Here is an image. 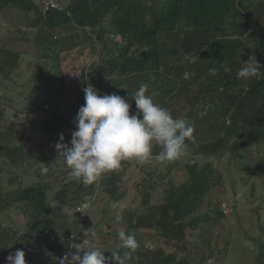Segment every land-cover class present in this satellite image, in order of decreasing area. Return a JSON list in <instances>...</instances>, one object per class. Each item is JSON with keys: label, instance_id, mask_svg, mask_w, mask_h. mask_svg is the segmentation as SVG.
I'll use <instances>...</instances> for the list:
<instances>
[{"label": "trees", "instance_id": "obj_1", "mask_svg": "<svg viewBox=\"0 0 264 264\" xmlns=\"http://www.w3.org/2000/svg\"><path fill=\"white\" fill-rule=\"evenodd\" d=\"M9 5L18 6L26 13L30 25L24 26L37 30L38 45L40 43L56 56H59L57 49L64 43L52 32L53 29L61 24L79 25L84 27L85 33V26L91 25V32L85 33L86 38L104 64L95 74L84 73L83 85L90 82L97 85L102 94L116 93L125 97L132 104L133 113L135 102L129 93H134L141 83L147 82L149 94L156 102L160 96L164 97L167 74H175V67L163 72L160 69L163 54L158 42L171 33L182 34V49L188 48L186 51L195 57L188 61L190 67H194L187 71H193L190 80L182 77L185 71L179 72L181 76L177 84H181L183 89L204 78L211 86L221 79L222 86L230 87L232 83L227 81V69L234 61L250 59L249 54L241 52L247 49L248 41L257 42L251 53L258 57L257 63L261 67L257 77L249 78L236 90L224 91L221 99L224 103L228 102L226 106L223 102H214V111L206 116L197 117L190 110L183 117L193 122L194 126V119L208 121L210 128L207 132H213L212 137L209 134L200 138L195 126V138L188 142L189 154L186 157L166 162L168 172L165 175L159 173L156 176L152 171L134 185L130 184L133 176L129 175L132 161L124 162L119 171L103 175L92 185H82L55 148L62 127L68 123L66 116L60 112L62 103H55L51 96L31 97L24 111L35 113L33 119L38 132L35 139L21 141L13 127L0 129V178L8 173L10 185L9 189L0 187V217L7 211L13 212L12 208L16 207L24 218L21 229H25L21 233L17 231L14 217L9 222L0 219V262H4L5 249L12 244L7 253L23 249L27 262L59 264L63 256L59 238L75 232L77 243H82L86 238L85 232L94 230L90 226L89 212L95 208L98 195H109L108 208L110 203L119 205L125 201L131 186H134L137 195L132 199L131 206L122 207L123 219L119 223H123V231L135 235L138 247L125 264H206L215 251L225 250L230 241L221 242L222 235L215 236L212 232L213 227L223 225L228 217L222 198L226 193L225 177L214 161L207 157L219 160L229 156L235 163H240L241 170L257 164L250 153L246 129L260 124L264 132V58L259 56L264 55V22L257 20L256 16L263 13L262 7L258 9L253 0H72L65 9L44 11L38 0H0V13ZM136 6H139L137 18L125 15ZM31 12L33 17L29 15ZM110 14L109 27L104 28V17ZM230 17L241 18L236 21L229 20ZM96 25L97 28L94 27ZM21 27H17L19 32L25 33ZM107 33L121 36V42L127 43V50L114 54L111 41L106 38ZM151 43L154 45L147 48ZM66 44V49L76 46L71 41ZM162 44L165 45L164 41ZM258 45L263 52H257ZM132 48L135 49L130 53ZM1 49L5 50V54L0 57V73L6 74L8 65L12 69L19 66L20 56L0 42V55ZM13 59L18 62H13ZM213 68L216 69L215 75L210 72ZM154 71L156 76L151 77ZM41 73H33L31 81L46 83L48 78L42 77ZM0 80L2 83L6 81ZM204 84L202 91L209 89ZM152 90H158L160 95L156 96ZM84 95L83 90L77 95L75 117L84 104ZM6 98L0 91V119L6 112ZM162 100L161 105L164 98ZM64 136V142L70 145L71 135ZM160 150L154 147L153 157H158ZM197 156L205 160L200 162ZM45 168L48 169L46 173L42 171ZM172 170L181 175L179 183L169 176ZM258 171L257 165L253 172L250 170L251 175ZM30 172L35 179L26 182L25 176ZM158 186L162 187V196L160 201L155 202L154 191ZM84 202H90L89 208L77 211L76 207ZM94 231L96 236L89 235L88 238L89 243L94 245L118 240V231L106 236ZM192 231L199 232L200 248H194L198 241L188 237ZM48 232L57 235L59 241L51 242ZM116 250L123 251L121 246ZM104 254L111 257L112 251L104 250ZM262 256L261 252L258 264H264Z\"/></svg>", "mask_w": 264, "mask_h": 264}, {"label": "rangeland", "instance_id": "obj_2", "mask_svg": "<svg viewBox=\"0 0 264 264\" xmlns=\"http://www.w3.org/2000/svg\"><path fill=\"white\" fill-rule=\"evenodd\" d=\"M62 1L67 6L72 0ZM253 1L254 4L258 5V9L260 6L263 10V13L256 15L257 20L264 22V0ZM138 10L139 6H136L131 11L128 10L125 15L128 16V14H131L135 19L137 18L136 11L138 12ZM0 14V42L7 49L19 53L20 56L18 58L19 66L17 65L16 68L12 69L11 65H8L6 67V74L0 73V79H6L5 84L0 80V91L7 97L6 100L8 101L4 105L6 112L4 117L0 119V129L13 127L15 134L21 141L27 140V138L35 139L34 137L38 133L33 119L35 113L25 112L24 109L27 110L26 106L31 97L51 96L55 103H62L60 112L68 120V123L62 127V133L70 136L75 129L74 120L77 95L83 90V87H86V85H83V82H85L83 74H86V72L88 74H95L102 69L104 64L103 60L101 61L98 55L95 54V49L91 47L89 40L86 38V34L91 32V25L85 26L86 34L83 31L84 27L79 25L75 27L70 24H61L53 29L52 32H55L58 38L62 39L64 43L59 50L57 49L59 56H56L51 50L44 49L40 43L38 45L36 40L37 30L33 28L28 29L24 26L26 24L30 25V20H27L26 13L21 8L15 5H9ZM29 15L33 17L34 13L31 12ZM111 17V14L104 17V28L109 27L107 23ZM240 18L230 17L229 20L235 19L238 21ZM19 25L23 26L21 29L25 33L19 32L17 28ZM94 27L97 28L98 25ZM237 36L241 35L237 34ZM106 38L111 41L110 47L114 49V54H122L127 50L126 41L121 42V36L116 33H107ZM182 39V34L171 33L169 37L162 38L158 42L161 50L160 53L163 54L160 69L163 72V70L175 67L176 71L175 74H167L168 78L166 82L169 85L165 83L167 86L164 91V103L161 105L163 102L161 96L156 102L168 108L172 115L177 118L185 117L190 110L197 117H203L214 111V102H223L221 98L224 97L223 93L225 90H236L244 82L248 81L237 78V73L244 66L245 60L242 61L243 59H240L242 62L237 60L229 64V68L227 69L229 73L226 78L232 85L229 83L231 86L228 88L221 85V79L217 80L216 84L211 86L209 85L208 79L204 78L191 83L189 87L183 89L181 84H177V80L181 76L179 72L192 69L188 61L194 60L195 57L186 51L188 48L185 50L182 49ZM70 41L75 42L76 46L66 49V43ZM163 41L165 43L164 46L162 44ZM153 45L154 43H151L150 46L147 45V48ZM247 46V49L241 52L245 55L249 54V58L255 57L257 61L258 57L251 53L257 46V42L255 40L248 41ZM258 46L256 49L257 52H263L264 48L262 51V47L260 45ZM134 49L132 48L130 53ZM1 50L2 54L0 57L5 54V50ZM259 56L264 58V55L260 54ZM206 58L209 57L207 56ZM239 58H241L240 55ZM18 60L15 61L13 59V62L17 63ZM39 72H42V77L48 78L46 83L39 81L34 83L31 81L33 73L37 74ZM190 73L193 75V71ZM192 75L187 80H190ZM154 76H156V71H154L151 77ZM202 84L209 86V89L202 91ZM152 91L153 93L155 92L156 96L160 95L158 90ZM227 104V101L225 103L223 102V106ZM193 121L198 128V136L200 138L209 134L212 137L213 132H207V129L210 128L207 123L208 121L203 122L195 119ZM246 132L249 135L252 159L257 162L255 165H257L259 170L256 174L251 175L250 172V170L253 172L254 164L249 165L245 170H241L240 163H235L229 156L219 160L213 157H207V159L214 161L225 177L224 188L226 189V193L222 195V198H224L223 204L225 205L228 217L224 219L223 225L219 224L213 227L212 231L215 236L218 234L222 235L220 237L221 242L226 239L230 241V245L225 250L215 251L216 253L212 257L214 258V262L220 264H258V258L261 252L264 261V132L260 124L249 126ZM196 158L200 162L205 160L202 156H197ZM131 161L132 165L129 168V175L133 176V179L130 181L132 185L152 171L156 173V176L159 173L165 175L168 172L167 163L160 162L157 157H153L152 162L149 164H140L136 160ZM141 168H145L146 170L143 171ZM169 174L177 183L182 180L181 175L176 170H172ZM25 177L26 182H31L35 179L32 172L27 173ZM154 179L159 178L155 177ZM166 180H168V177ZM0 187L4 189L10 188L8 173H4L1 176ZM252 187H254V193L252 192ZM130 190L131 192L125 201L119 205L110 203V207L108 208L106 203L109 201V195L100 193L97 197L98 200L95 208L89 212L91 228L96 230L101 236L114 234L117 231L123 230V223L117 222L115 216L118 212L122 214L121 209L123 206H126V208L131 206V201L136 197L137 191H135L134 186H131ZM161 196L162 187L158 186L154 191V201H160ZM12 210L13 212L9 213L7 211L3 213L0 219L9 222L10 218L14 217L13 224L21 228L24 220L23 215L19 213L16 207H13ZM6 214L10 215L7 216ZM198 236V231H192L188 234V237L195 241H198ZM198 244H200L199 241L195 242L194 248H200ZM95 246L101 250H116L120 248L121 241L118 239L109 244ZM8 254L4 255L5 260Z\"/></svg>", "mask_w": 264, "mask_h": 264}, {"label": "clouds", "instance_id": "obj_3", "mask_svg": "<svg viewBox=\"0 0 264 264\" xmlns=\"http://www.w3.org/2000/svg\"><path fill=\"white\" fill-rule=\"evenodd\" d=\"M38 1L43 9L41 0ZM60 1L65 9L63 1ZM260 67L255 57H251L244 61L237 78L248 80L257 77ZM210 72L215 75L216 69H210ZM191 75L187 71L183 73L184 79H189ZM85 85L84 104L75 117V129L71 134L70 145L64 142L65 136L62 133L55 144L58 156L64 157V162L71 169L72 175L82 185H92L103 175L119 171L127 161L151 163L154 147L161 149L157 157L160 162H174L189 154L188 142L195 138L194 123L188 118L174 117L168 108L156 103L149 94L147 82L141 83L134 93H129L130 98L135 102L134 113L132 104L125 97L116 93L102 94L98 86L90 82ZM42 171L46 173L48 169ZM122 219V215L118 212L115 220L120 222ZM17 229L21 232L25 231L20 227ZM89 235L95 237L96 232L94 230L91 233L85 232L86 238L82 243H77L75 232L59 238L63 254L59 264H113V262L125 264L126 259L138 247L135 235L121 230L117 236L123 251L111 250V257H106L104 250L89 243ZM47 236L53 243L59 241L57 235L52 232H48ZM11 245L6 247L4 255L8 254ZM70 246L74 249L68 252ZM5 261L7 264H34L27 262L23 249L10 252ZM206 264H214V258H209Z\"/></svg>", "mask_w": 264, "mask_h": 264}, {"label": "built area", "instance_id": "obj_4", "mask_svg": "<svg viewBox=\"0 0 264 264\" xmlns=\"http://www.w3.org/2000/svg\"><path fill=\"white\" fill-rule=\"evenodd\" d=\"M41 5L43 7V9L46 10H50V9H63V5L62 2L60 0H41ZM95 86V85H94ZM96 87V86H95ZM88 206H90V202H85L83 203V205H78L76 207V210H83L84 208H87ZM74 248H72L70 246V248H68V252L69 251H73ZM215 263V262H214Z\"/></svg>", "mask_w": 264, "mask_h": 264}, {"label": "crops", "instance_id": "obj_5", "mask_svg": "<svg viewBox=\"0 0 264 264\" xmlns=\"http://www.w3.org/2000/svg\"><path fill=\"white\" fill-rule=\"evenodd\" d=\"M0 264H7V261H5V262H0Z\"/></svg>", "mask_w": 264, "mask_h": 264}]
</instances>
